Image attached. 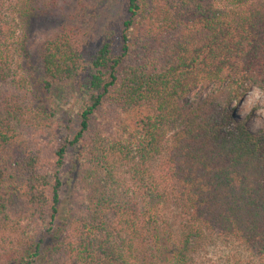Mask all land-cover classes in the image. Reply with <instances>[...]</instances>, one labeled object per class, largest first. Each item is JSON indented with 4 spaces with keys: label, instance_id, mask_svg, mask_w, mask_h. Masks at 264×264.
Instances as JSON below:
<instances>
[{
    "label": "trees",
    "instance_id": "1",
    "mask_svg": "<svg viewBox=\"0 0 264 264\" xmlns=\"http://www.w3.org/2000/svg\"><path fill=\"white\" fill-rule=\"evenodd\" d=\"M5 3L0 230L18 242L3 264H197L215 244L228 255L213 264L264 256V129L231 105L264 90V0H120L97 41L75 18L45 40L32 85ZM61 90L81 99L78 127L47 167Z\"/></svg>",
    "mask_w": 264,
    "mask_h": 264
},
{
    "label": "rangeland",
    "instance_id": "2",
    "mask_svg": "<svg viewBox=\"0 0 264 264\" xmlns=\"http://www.w3.org/2000/svg\"><path fill=\"white\" fill-rule=\"evenodd\" d=\"M5 2L4 10L8 16L16 17L18 21L15 27L17 29L16 36L20 40L18 47L21 56L16 59L19 63L17 70L22 71L28 79L30 77L31 85L36 80L39 67L38 54L45 40L62 32L65 26H71L75 18L79 25L87 26L89 33L95 32L92 40L95 38L97 41L102 35L101 29H105L107 23H112V18L115 21L120 8V0H36L35 6L40 9V12L35 10L34 15L27 20L26 17H21L20 13L18 14V0H5ZM13 8H16V11L11 13ZM83 10H86L88 15L86 18L80 19L78 14ZM5 85L6 83L0 79V88L4 93ZM53 93L49 102L54 106L57 123L56 128L51 131L43 145L47 167L54 166L53 150L58 143L56 137L59 135L72 137L74 135L78 127L77 110L81 105V99H77L76 96H70L68 102L64 100L63 90H61V97L59 95L58 97L55 92ZM231 105L235 108L234 117L242 120L250 129L253 131L264 129V90L260 86L252 85L240 101L234 100ZM73 154V146L68 147L63 168L59 171L60 175L65 177ZM17 238L16 235L0 230V264L7 261L5 254L17 246ZM241 253L248 264H264V256L257 252L242 249ZM227 255L228 248L221 244H215L202 252L197 264L221 263Z\"/></svg>",
    "mask_w": 264,
    "mask_h": 264
}]
</instances>
